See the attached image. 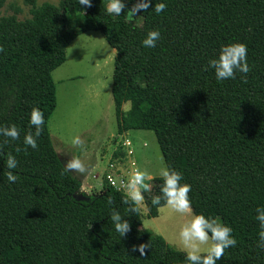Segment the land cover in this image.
Here are the masks:
<instances>
[{
	"label": "trees",
	"instance_id": "1",
	"mask_svg": "<svg viewBox=\"0 0 264 264\" xmlns=\"http://www.w3.org/2000/svg\"><path fill=\"white\" fill-rule=\"evenodd\" d=\"M0 0V127L15 124L16 140L0 136V154L17 160L15 183L5 177L0 158V264H187L185 253L161 234L143 227L140 206L127 211L125 188L104 184L103 193L83 200L82 183L56 151L49 120L56 108L52 72L66 60L80 34L100 31L116 50L112 96L117 131L153 130L165 164L182 173L193 214L211 215L233 229L236 245L217 264H264L255 209L264 206V0H151L149 9L130 18L137 0H123L119 16L108 15L105 0L91 7L77 0L58 4L25 0L2 15ZM164 2L159 15L151 10ZM138 19L141 21L138 22ZM160 31L153 48L141 46L148 31ZM244 43L250 71L218 82L204 69L221 45ZM130 108L124 113L123 105ZM44 116L36 149L23 145L34 131L30 110ZM21 151L17 152L16 149ZM142 192L148 217L159 208L162 177ZM111 198L112 204L107 203ZM129 223L120 237L110 215ZM148 244L145 255L134 246Z\"/></svg>",
	"mask_w": 264,
	"mask_h": 264
},
{
	"label": "rangeland",
	"instance_id": "2",
	"mask_svg": "<svg viewBox=\"0 0 264 264\" xmlns=\"http://www.w3.org/2000/svg\"><path fill=\"white\" fill-rule=\"evenodd\" d=\"M36 1L38 4L59 3V0ZM14 5L21 8L17 14L19 19L31 16L30 5L25 0H7L1 9L2 15L13 14ZM115 56L116 50L100 31H86L69 44L66 60L52 72L57 105L49 120V128L54 147L64 164L75 156L86 165L87 171L76 175L91 180L94 179L93 174H98L94 181H102L103 186L107 183L106 174L111 170L109 162L114 164L119 175L130 170L132 162H136L139 170L149 174L150 179L146 180L161 177L160 169L166 165L153 130L133 129L125 134L117 131L112 96ZM129 108L130 103H124L123 112ZM75 136L83 141L82 148L71 145ZM127 140L130 141L129 146L124 144ZM148 184L150 189L153 183ZM86 192L88 190H82L77 197L89 199ZM140 208L143 227L161 234L171 247L181 250L178 232L191 217L175 213L166 204L159 208L156 217H148L145 199Z\"/></svg>",
	"mask_w": 264,
	"mask_h": 264
},
{
	"label": "clouds",
	"instance_id": "3",
	"mask_svg": "<svg viewBox=\"0 0 264 264\" xmlns=\"http://www.w3.org/2000/svg\"><path fill=\"white\" fill-rule=\"evenodd\" d=\"M79 6L84 8L91 7V0H77ZM151 0H137V2L128 10L131 17H135L137 12H144L149 9ZM124 8L123 0H108L105 11L108 15L119 16ZM166 8L164 2L154 3L151 10L159 15ZM160 39V31L157 29L150 30L146 33L145 38L141 41V46L145 48H153L156 42ZM212 69L215 79L220 82L228 79H235L236 73H242L241 79L250 71L247 63V46L244 43L234 42L226 45H221L215 58H210L207 61V66L204 69ZM29 125L34 127V131L27 132L23 137V145L25 151L27 148L36 149L37 139L41 134V126L44 123V116L40 109L33 107L29 114ZM0 136L16 140L19 137V130L15 124H10L7 127H0ZM71 145L77 148L83 147V141L79 136H75L71 140ZM21 151L20 148L16 149ZM0 154L6 168L5 177L9 183H15L17 180L16 174L12 171L17 167V160L11 154ZM64 170L75 174L85 173L86 165L79 157H73L64 164ZM159 175L162 177L163 183L159 189L160 195L153 196L151 203L160 205L161 198L165 204L175 213L181 215H189L191 218L184 223L178 232V242L181 250L185 253L184 259L187 264H217V261L224 254V250L236 245V239L232 235L233 229L226 224L218 222L211 215L205 216L203 213L193 214L191 201L188 193L191 191V186L187 183H181L182 173L170 166H163L160 169ZM146 179H150L147 172L136 169L133 171L125 187V199L123 203L129 204L127 211L135 213L138 210L137 206L142 205L144 195L142 192L149 191V184L145 183ZM107 203L112 204L111 198ZM255 220L259 225L257 233V244L264 249V206H257L255 209ZM110 220L114 226V230L120 237H124L129 231V223L123 220L121 215L113 211L110 215ZM148 244H140L133 247V251H138L141 256L145 255V249Z\"/></svg>",
	"mask_w": 264,
	"mask_h": 264
},
{
	"label": "built area",
	"instance_id": "4",
	"mask_svg": "<svg viewBox=\"0 0 264 264\" xmlns=\"http://www.w3.org/2000/svg\"><path fill=\"white\" fill-rule=\"evenodd\" d=\"M124 144H125V146H129L130 141L127 140ZM132 152L133 151H130L129 153L132 154ZM109 166H110L111 170L108 171V173L106 174L107 183H109L110 185H112L118 189L125 188L124 186L127 184V182L129 180V178L131 177L133 171L138 169L137 163L132 162L130 170H126L124 173L119 175L116 173V170L114 169L115 166L112 162H109Z\"/></svg>",
	"mask_w": 264,
	"mask_h": 264
},
{
	"label": "crops",
	"instance_id": "5",
	"mask_svg": "<svg viewBox=\"0 0 264 264\" xmlns=\"http://www.w3.org/2000/svg\"><path fill=\"white\" fill-rule=\"evenodd\" d=\"M73 175L78 178L81 183H82V186L80 188V190L77 192V194H79L82 190H88V192H86V194H89L88 196H91V194H100V193H103V185H102V181L101 182H96L94 181V179H98L99 175L98 174H93V178L94 179H91L89 180L88 178L87 179H82L81 177H79L78 175L74 174ZM102 176H103V173H102ZM94 191V192H93ZM85 197V196H83Z\"/></svg>",
	"mask_w": 264,
	"mask_h": 264
},
{
	"label": "water",
	"instance_id": "6",
	"mask_svg": "<svg viewBox=\"0 0 264 264\" xmlns=\"http://www.w3.org/2000/svg\"><path fill=\"white\" fill-rule=\"evenodd\" d=\"M80 198H83L82 196Z\"/></svg>",
	"mask_w": 264,
	"mask_h": 264
}]
</instances>
